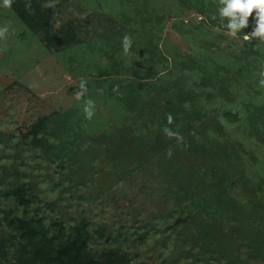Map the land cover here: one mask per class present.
Listing matches in <instances>:
<instances>
[{
	"label": "rangeland",
	"instance_id": "rangeland-1",
	"mask_svg": "<svg viewBox=\"0 0 264 264\" xmlns=\"http://www.w3.org/2000/svg\"><path fill=\"white\" fill-rule=\"evenodd\" d=\"M13 1L41 20L0 0V264H264L255 10L231 37L218 0Z\"/></svg>",
	"mask_w": 264,
	"mask_h": 264
},
{
	"label": "clouds",
	"instance_id": "clouds-1",
	"mask_svg": "<svg viewBox=\"0 0 264 264\" xmlns=\"http://www.w3.org/2000/svg\"><path fill=\"white\" fill-rule=\"evenodd\" d=\"M13 0H3V5L5 7H11ZM219 7L218 13L221 21L227 19V23L223 25L227 29V35L231 37H237V34L248 27L249 18L252 16L255 10V27L251 32L245 35V40H251L252 38H258L259 41L264 42V0H218ZM26 9L31 7L30 3H26ZM215 15L212 19H216ZM8 32L7 27H0V38H6V33ZM132 37L130 34L125 33L122 38V46L125 55L129 53L132 46ZM259 87L264 88V64L261 65V71L258 73ZM79 91L75 94L76 98L80 100L83 98L84 94L87 92V80L81 79L79 83ZM95 101L91 98L84 101L83 112L85 119L91 120L95 115ZM167 115L168 125L173 124L174 118L171 113ZM161 131L169 139H176L178 144H181L184 137L179 131H174L172 128L165 125ZM172 149L166 150V156L171 158Z\"/></svg>",
	"mask_w": 264,
	"mask_h": 264
},
{
	"label": "trees",
	"instance_id": "trees-1",
	"mask_svg": "<svg viewBox=\"0 0 264 264\" xmlns=\"http://www.w3.org/2000/svg\"><path fill=\"white\" fill-rule=\"evenodd\" d=\"M12 5H14V7L17 10L18 14L25 20V22H27L28 25L33 30L37 31V28H39V24H36V23H37V20H41L40 19L41 15L33 14L31 16H28L27 10H25L22 6H20L16 1H13ZM40 24H42V23H40ZM105 256H106V263L107 264H116V263H118V264H127V260H128L127 255L124 254V253H121L119 251L118 252L117 251H114V252L111 251V252L107 253ZM68 259L64 262V264L65 263L66 264H83L82 262H80V260L72 262V261H69ZM53 262H55V261H53ZM47 263L51 264L50 262H40L39 264H47ZM52 264H54V263H52Z\"/></svg>",
	"mask_w": 264,
	"mask_h": 264
}]
</instances>
